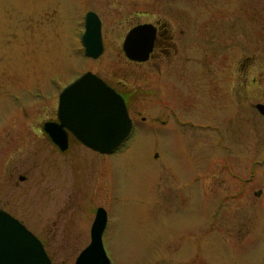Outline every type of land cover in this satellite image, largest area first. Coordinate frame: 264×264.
Listing matches in <instances>:
<instances>
[{"label": "rangeland", "instance_id": "obj_1", "mask_svg": "<svg viewBox=\"0 0 264 264\" xmlns=\"http://www.w3.org/2000/svg\"><path fill=\"white\" fill-rule=\"evenodd\" d=\"M88 10L102 21L96 58L81 43ZM152 16L247 24L243 34L230 35L225 23L200 33L213 77L198 79L182 102L175 74L134 66L122 51L129 26ZM251 16L264 19V0H0V208L42 241L53 264L74 263L98 206L111 264H264V116L255 108L264 103V24ZM245 69L240 130L227 121L228 82ZM86 70L132 87L145 110L154 98L156 112L140 107L124 144L108 154L75 141L60 150L42 129L59 92ZM182 116L194 126H181Z\"/></svg>", "mask_w": 264, "mask_h": 264}, {"label": "water", "instance_id": "obj_2", "mask_svg": "<svg viewBox=\"0 0 264 264\" xmlns=\"http://www.w3.org/2000/svg\"><path fill=\"white\" fill-rule=\"evenodd\" d=\"M147 25L132 27L125 35L122 49L131 60H146L153 35L145 34ZM84 53L98 57L103 50L98 14L88 10L81 34ZM255 108L264 116V103ZM133 128L123 97L97 74L87 70L67 84L58 95L57 121H44L43 131L59 148L68 147L67 131L97 152L116 150ZM23 179L24 176H19ZM106 211L98 206L90 226V241L80 250L73 264H111L102 242ZM0 264H53L42 241L19 219L0 208Z\"/></svg>", "mask_w": 264, "mask_h": 264}, {"label": "flooded vegetation", "instance_id": "obj_3", "mask_svg": "<svg viewBox=\"0 0 264 264\" xmlns=\"http://www.w3.org/2000/svg\"><path fill=\"white\" fill-rule=\"evenodd\" d=\"M251 17L252 18L250 20H253V18L255 17V20L257 19V23L259 18V22H260L259 27L262 29L264 24L263 23L264 19L262 18L263 16H251ZM224 18L219 19V18L211 17L202 21L196 16L195 18H193L191 24H189L188 22H186V19H184V16H152L146 21L136 22L135 24L129 26L126 33L132 27H135L140 24H146L147 27L145 30V34L153 35L152 47L151 50L149 51L146 60L137 61V60L128 59L127 57L126 58L128 59V62L133 64L134 66L137 67L140 66V68L144 67L151 73L155 72L158 75L165 76L166 79L170 77L171 73L175 74L176 78H178V80H181L183 82L182 87L184 91L180 93L181 95L180 97L182 98V102H186L187 99L193 95V90L191 91V87H194L198 79H208V78L210 79L213 77L212 71L214 69V62L206 59L205 60L200 59V54H199L200 51L197 42L200 33H204V31L206 33V31L211 29V27H220L223 25V23L226 24L227 26L226 31H228L230 35L232 33H239V32H240L239 34H243L244 32L241 33L242 30L246 31L247 19H243L237 16H227L226 19ZM100 22H101V31H102L101 19ZM216 31L217 30L215 28H212L209 34L207 33L208 37H213V35H215L214 32ZM191 33H195V34H191ZM211 49L212 47H204L202 50L203 55H207V54L209 55L212 52ZM238 64L234 63V66L237 67L238 65V68L243 69L245 64L244 59L240 60ZM102 79L123 97L128 114L131 119L133 118V114L141 113L140 107L141 108L143 107L142 106L143 101H141L139 95L136 96L137 94L135 93L132 87H130L125 83H122L118 79L113 80L105 77H102ZM234 80L235 81L232 82V78H231L230 82H228V87H230V91H231L229 94V101L233 104V107H232V112L227 116V121H229L230 124L232 122L236 123V125L241 130L242 124L245 122L247 115L248 76L246 69L245 71H242L240 76L235 77ZM252 81L255 83V79H253ZM150 90L151 91L148 92L151 94L156 91V88ZM148 92H146L145 94L147 95ZM166 95H168L169 97L167 96L166 99H163L164 106L171 109V106L173 105V101L171 100L172 95L168 89H166L164 92V96ZM148 99L149 97H147L146 100ZM153 100L154 98H150L148 102L146 101L147 102L145 105L146 110H148L149 112L155 111L152 108L151 109L148 108V104L153 102ZM57 107H58V99L56 104L55 115L46 121H57ZM143 109L144 111H146L144 107ZM141 118L143 119L144 116H141ZM153 119L157 120L158 116L155 114ZM193 120H194L193 118L182 116L179 122L181 126L182 125L187 126L188 124L194 126ZM160 121L162 123H166V120L161 119ZM67 132H68L67 133L68 145L72 141L82 144V142L79 141L70 131Z\"/></svg>", "mask_w": 264, "mask_h": 264}]
</instances>
